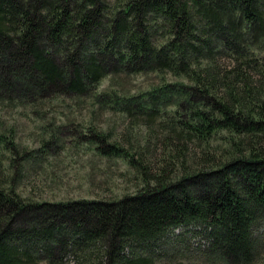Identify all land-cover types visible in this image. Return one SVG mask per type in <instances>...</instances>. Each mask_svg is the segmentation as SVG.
<instances>
[{
	"label": "trees",
	"instance_id": "16d2710c",
	"mask_svg": "<svg viewBox=\"0 0 264 264\" xmlns=\"http://www.w3.org/2000/svg\"><path fill=\"white\" fill-rule=\"evenodd\" d=\"M180 227L264 264V0H0V264H198Z\"/></svg>",
	"mask_w": 264,
	"mask_h": 264
},
{
	"label": "rangeland",
	"instance_id": "374dc122",
	"mask_svg": "<svg viewBox=\"0 0 264 264\" xmlns=\"http://www.w3.org/2000/svg\"><path fill=\"white\" fill-rule=\"evenodd\" d=\"M20 123V129L18 131V137L20 139V141H24L26 140L27 138V132H28V129L26 127L30 126V125H27L25 124L22 120L18 121ZM68 177H71V176H68ZM68 180H70V185H65V187H69L67 188L70 189V193L74 194L75 196H77L78 194H82L83 190L84 191H87L86 189V184H83V182H81L80 180H77V179H72V178H69ZM86 185V186H85ZM85 186V187H84ZM50 188H48V190H46L45 192H47V194L44 195V197H47V198H52L53 196H51V189L49 190ZM62 194V193H61ZM60 197V196H59ZM262 233L263 231L260 230ZM182 234V237L184 238H187V244L186 245L187 247H190L189 249L186 248L185 246H180V245H176V246H172V247H169L171 246L170 244L171 243H166V245L164 247H167L168 248V251L167 253L170 255V256H174V258H168L167 260L171 259V261H183V262H187V261H196L198 264H204L202 260H200V258H198V260H194L198 257V254L196 251H198L200 248L202 249V251L200 252H203V250L207 247V242L206 240H204L202 238V236H192L191 235V232H189L187 229H183V228H177L174 230V233L173 234H170V238L171 239H174L175 236L177 235H180ZM164 245V244H163ZM182 245H184L182 243ZM195 252V254H193V258H190L189 256L191 255V252ZM176 254V256H175ZM178 255H181V256H178ZM185 255V256H183ZM204 254L201 253L200 256H203ZM172 256V257H173ZM181 259V260H180ZM166 260V261H167Z\"/></svg>",
	"mask_w": 264,
	"mask_h": 264
},
{
	"label": "bare ground",
	"instance_id": "6f19581e",
	"mask_svg": "<svg viewBox=\"0 0 264 264\" xmlns=\"http://www.w3.org/2000/svg\"><path fill=\"white\" fill-rule=\"evenodd\" d=\"M4 112H5V111H4ZM22 118H23V117H22ZM30 122H31V121H30ZM138 131H139V130H138ZM102 133H103V132H102ZM36 134H37V133H36ZM38 134H39V133H38ZM86 145H87V144H86ZM97 145H98V144H97ZM154 146H155V145H154ZM68 150H69V149H68ZM159 158H160V157H159ZM72 159H73V158H72ZM59 160H60V159H59ZM46 164H47V163H46ZM98 167H99V166H98ZM85 186H86V185H85ZM85 186H84V187H85Z\"/></svg>",
	"mask_w": 264,
	"mask_h": 264
}]
</instances>
